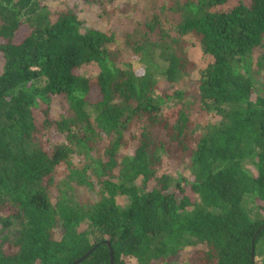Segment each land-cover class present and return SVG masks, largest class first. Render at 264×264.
<instances>
[{
    "label": "trees",
    "instance_id": "obj_1",
    "mask_svg": "<svg viewBox=\"0 0 264 264\" xmlns=\"http://www.w3.org/2000/svg\"><path fill=\"white\" fill-rule=\"evenodd\" d=\"M255 66L264 0H0V264H264Z\"/></svg>",
    "mask_w": 264,
    "mask_h": 264
},
{
    "label": "rangeland",
    "instance_id": "obj_2",
    "mask_svg": "<svg viewBox=\"0 0 264 264\" xmlns=\"http://www.w3.org/2000/svg\"><path fill=\"white\" fill-rule=\"evenodd\" d=\"M188 43L189 45L186 49L188 57L195 65L199 67V65H201V48L199 44L192 38L188 39ZM259 55H260L259 51H256L255 53H253V57H254L253 64H254V61L259 58ZM197 66L194 70L190 72L189 75H186L178 82L179 90H182L188 93L186 99L184 100V103L187 106H190L191 104H195L194 99H193L195 84L193 83L198 79V67ZM133 67L136 69L139 67V64L134 63ZM255 70H256V73L254 74V78L256 80L258 88L261 89L264 84V72L258 71L256 66H255ZM82 73L83 75L87 77H93L98 74V69L94 66H85L82 70ZM50 139L53 142H57V141L62 140L63 136L58 135L56 133H52L50 136ZM91 197L95 199V195H92ZM248 207L251 209L252 214L254 216L259 215L261 217L263 215V213L259 211L256 207H253V205L248 204Z\"/></svg>",
    "mask_w": 264,
    "mask_h": 264
},
{
    "label": "water",
    "instance_id": "obj_3",
    "mask_svg": "<svg viewBox=\"0 0 264 264\" xmlns=\"http://www.w3.org/2000/svg\"><path fill=\"white\" fill-rule=\"evenodd\" d=\"M108 245H109V243H108ZM110 246V245H109ZM93 251V250H92ZM92 251H90V252H88L85 256H83L82 258H80V259H78V260H76L75 262H74V264H80L83 260H85L91 253H92ZM110 253H111V262H112V264L114 263V259H113V250L112 249H110Z\"/></svg>",
    "mask_w": 264,
    "mask_h": 264
}]
</instances>
